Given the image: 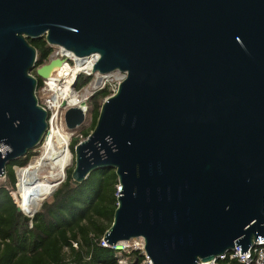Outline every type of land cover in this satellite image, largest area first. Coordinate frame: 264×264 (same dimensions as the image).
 <instances>
[{
	"label": "water",
	"instance_id": "obj_1",
	"mask_svg": "<svg viewBox=\"0 0 264 264\" xmlns=\"http://www.w3.org/2000/svg\"><path fill=\"white\" fill-rule=\"evenodd\" d=\"M42 37L96 55L90 74H126L73 153L76 184L117 177L108 245L140 238L152 264H206L264 240V0H0V179L49 131L28 41ZM86 112L68 108L65 128Z\"/></svg>",
	"mask_w": 264,
	"mask_h": 264
},
{
	"label": "trees",
	"instance_id": "obj_2",
	"mask_svg": "<svg viewBox=\"0 0 264 264\" xmlns=\"http://www.w3.org/2000/svg\"><path fill=\"white\" fill-rule=\"evenodd\" d=\"M28 41L36 50V68L32 75L37 79L39 97L43 80L36 71L48 64L47 59L55 48L44 37ZM91 79V75L80 74L75 90L83 89ZM110 95V89L105 86L88 99L85 118L89 124L75 130L76 136L70 146L67 144L71 153L94 129L101 105ZM34 152L7 163L4 178L0 180V264H120V261L144 264L145 257L140 250L123 252L102 245L117 206L118 181L114 170H96L83 183L76 184L71 178L73 168L69 169L50 199L44 200L39 211L24 221L23 214H28L20 204L18 193L17 202L12 195L17 182L15 169L26 167ZM20 195L26 208L27 195L21 191ZM17 204L24 213L17 211Z\"/></svg>",
	"mask_w": 264,
	"mask_h": 264
},
{
	"label": "built area",
	"instance_id": "obj_3",
	"mask_svg": "<svg viewBox=\"0 0 264 264\" xmlns=\"http://www.w3.org/2000/svg\"><path fill=\"white\" fill-rule=\"evenodd\" d=\"M57 58L64 60V63L62 65L65 64L66 66H69L71 68H74L77 62H79V64L83 69L82 71H80L79 75L80 74L92 75L90 74L92 71V67L97 61L96 55H91L89 57L82 59H76L74 58V55L72 53L66 52L61 48H55L47 59L48 63L51 60ZM57 70L48 79L43 80L42 87L38 92L39 97L37 96L36 93L39 105L48 112L47 122L49 128L52 125L51 124L52 121L55 124L59 123L58 118L60 117V119H62V117L64 116V112L68 108L79 105L82 101H84L87 98L85 95L83 99H79V96L74 92L78 97L77 103L71 104L68 98L62 96L59 87L67 83L66 80L67 77L59 76ZM100 78H101L100 82L102 86L103 87L108 86V88L111 91V95H113L114 93H116L118 85L123 80H125L126 74L116 71L104 76H100ZM74 80L71 82L70 85L71 89ZM54 83L58 85L57 86L58 88L53 87ZM62 102L66 103L65 107H61ZM118 190H119V186L117 187V191ZM102 245L104 247H109L112 249L117 248V246L108 245V243L104 241V239L102 240ZM120 245H121V251H126L129 249L140 250L145 257L144 264H152L149 258L144 254V250H143L144 243L142 239L140 238L132 239L128 242L120 243ZM120 264H124V262L120 261ZM197 264H201V262H198ZM206 264H264V240L261 239L260 241L258 238L257 242L254 245L249 246L247 250V255L240 256L238 247H234V249L231 252L225 253L224 255L220 256L218 259H215L211 262H207Z\"/></svg>",
	"mask_w": 264,
	"mask_h": 264
},
{
	"label": "bare ground",
	"instance_id": "obj_4",
	"mask_svg": "<svg viewBox=\"0 0 264 264\" xmlns=\"http://www.w3.org/2000/svg\"><path fill=\"white\" fill-rule=\"evenodd\" d=\"M82 70L83 69L79 62H77L74 68L64 64L57 70L59 76L67 77V83L59 87V89L61 95L65 98H68L71 104H76L78 97L72 91L70 85L76 75ZM96 78L97 81L93 84L94 88L101 84V78ZM57 86L58 85L54 83L53 87L58 88ZM51 124L52 125L50 126L49 131L44 139L45 142L43 141V145H40L41 149L43 150L42 155L33 159L28 168H21L17 170V175L21 181V187L26 190L28 195L27 210H31V212H36L40 208L39 205L44 200V198H48L50 194L56 189L58 183L64 180L66 168L71 158L67 149V144L70 141L69 136L66 135L58 125L55 126L53 121ZM38 167L43 170L45 175L43 174L40 177L36 176V174H38ZM16 190L18 191V188H16ZM21 203L25 212L32 216L34 213H29L26 210L27 207L25 208L24 200L21 202L20 199V204ZM19 208L21 212L24 213L22 211L21 205H19Z\"/></svg>",
	"mask_w": 264,
	"mask_h": 264
},
{
	"label": "rangeland",
	"instance_id": "obj_5",
	"mask_svg": "<svg viewBox=\"0 0 264 264\" xmlns=\"http://www.w3.org/2000/svg\"><path fill=\"white\" fill-rule=\"evenodd\" d=\"M98 74H92L91 76H92V79H91V81L83 88V89H81V90H79V91H76L75 90V85H74V87H73V85H72V91L73 92H75L78 96H79V99H83L84 98V96L86 95V99L84 100L85 102H86V105H87V101H88V99L91 97V95L94 93V92H96V91H98V90H100V89H102L103 88V86H102V84H100V85H98L97 87H93V84L97 81V78L96 77H100V75H98ZM77 80V79H76ZM105 87V86H104ZM83 102V101H82ZM87 111H88V106H87ZM86 115H87V112H86ZM86 117V116H85ZM59 120V123H56V124H54L55 126H59L60 128H61V130H63V132L66 134V135H68L69 136V139H70V141H69V144H68V146H70V144H71V140L76 136V133H75V131L74 132H71V131H68L66 128H65V125H64V120H63V117H62V119H60V117L58 118ZM88 124H89V120L88 119H86L85 118V120H84V122H83V126H85V127H87L88 126ZM80 127V126H79ZM45 142V141H44ZM43 142V143H44ZM43 145V144H42ZM41 145V146H42ZM41 146L39 147V148H37V149H35V152L33 153L34 154V156L30 159V161H29V163H28V165L26 166V167H24V168H22V169H25V168H28L29 167V165L31 164V162L33 161V159H35V158H38V157H40V155H42V153H43V150L41 149ZM68 151H69V153H70V161H69V164H68V166H67V168H66V171H68L69 169H71V168H74V154L73 153H71V151H70V149L68 148ZM17 168L15 169V175H16V185H15V190L12 192V195H13V197H14V199H15V201L17 202V199H18V195H19V197H20V199H21V202H22V199L23 198H21V195H20V191L24 194H26L27 195V192H26V190L25 189H23L22 187H21V181H20V179H19V177H18V175H17ZM37 171H38V174H36V176L37 177H40V176H42L43 174L45 175V173L43 172V170L40 168V167H38V169H37ZM34 172H36V171H34ZM65 177H66V175H65ZM0 180H3V178H1ZM65 180V179H64ZM63 180V181H64ZM62 181V182H63ZM61 182V183H62ZM60 183V184H61ZM59 184V185H60ZM17 186V187H16ZM19 187H20V189H19ZM16 188H18V191L16 190ZM57 189V188H56ZM17 192H18V195H17ZM50 197L51 196H49L47 199L46 198H44V202H46V201H48L49 199H50ZM24 200V199H23ZM27 200H28V195H27V199H26V207H27V209H28V206H27ZM42 201V202H43ZM41 202V203H42ZM43 202V203H44ZM40 203V204H41ZM42 203V204H43ZM42 206V205H41ZM39 207H40V205H39ZM29 211H31V210H29ZM39 211V210H38ZM34 216V215H33ZM124 252V251H123Z\"/></svg>",
	"mask_w": 264,
	"mask_h": 264
}]
</instances>
